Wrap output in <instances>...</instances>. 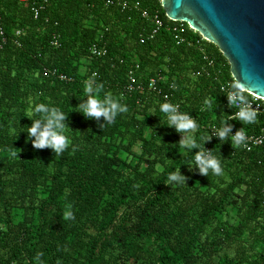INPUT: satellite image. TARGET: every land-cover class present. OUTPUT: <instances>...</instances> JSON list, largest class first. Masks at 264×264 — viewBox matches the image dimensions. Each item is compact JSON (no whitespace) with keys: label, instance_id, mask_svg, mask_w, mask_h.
<instances>
[{"label":"trees","instance_id":"16d2710c","mask_svg":"<svg viewBox=\"0 0 264 264\" xmlns=\"http://www.w3.org/2000/svg\"><path fill=\"white\" fill-rule=\"evenodd\" d=\"M105 1L0 0V264H264V147L207 141L234 109L213 76L195 75L208 56L213 72L233 81L227 59L185 22L178 46L162 0L141 1L164 21L144 43L152 23ZM95 43L106 56H92ZM53 69L73 81L50 76ZM131 70L143 91L127 90ZM158 77L160 92L150 91ZM89 80L128 111L103 127V117L78 112ZM163 103L196 119L195 140L220 160L222 175L194 168L198 149L178 143ZM40 104L68 114L62 154L28 138ZM227 124L231 136L258 134L264 117ZM178 171L185 183L169 182Z\"/></svg>","mask_w":264,"mask_h":264},{"label":"clouds","instance_id":"9594fccd","mask_svg":"<svg viewBox=\"0 0 264 264\" xmlns=\"http://www.w3.org/2000/svg\"><path fill=\"white\" fill-rule=\"evenodd\" d=\"M103 89V85L95 84L89 80L85 82V92L88 99L84 103L77 105V111L81 112L86 118L99 121L101 117L104 118L105 123L101 124L103 127L105 124H111L120 113H126L127 107L120 103L118 99H115L111 93H106L104 98L101 99L99 94ZM228 107H237L238 110L234 115H226V119L222 121L221 127L213 131V135L219 138V140L227 141L230 138L231 145L234 144L237 147H247V136L243 128L236 132L234 136H231L232 127L227 124L228 120L240 121L242 124H252L256 122L257 111L252 108L250 101L248 100L245 89L240 84L231 85L230 90L227 92ZM205 105L211 108L212 101L205 100ZM178 105L171 103H163L160 105V111L165 114L167 119V127L175 128V131L180 134L181 139L179 144L187 147L189 150L198 149L194 157V168L199 169V173L202 176H208L209 170L214 175H222L223 169L221 167L220 160L212 154V150H205L195 140L194 133L198 130V124L196 119H193L191 115L178 112ZM35 114H38L40 118L31 119L32 126L27 127L28 138L31 140L32 147L34 149H52L56 155L62 154L69 147L70 141L65 134L66 128H69L66 121L68 114L63 113L59 108H49L44 104L38 105L35 110ZM210 135L208 140H211ZM206 141V142H207ZM18 152L21 150L16 149ZM17 152L14 151L13 155ZM193 168H189L191 171ZM168 181H175L177 183H185L186 177L180 174V171L169 174ZM65 219H75L73 213L68 211L64 214ZM42 253L37 254V261L40 260Z\"/></svg>","mask_w":264,"mask_h":264},{"label":"water","instance_id":"95a60500","mask_svg":"<svg viewBox=\"0 0 264 264\" xmlns=\"http://www.w3.org/2000/svg\"><path fill=\"white\" fill-rule=\"evenodd\" d=\"M162 7L217 45L236 83L264 98V0H162Z\"/></svg>","mask_w":264,"mask_h":264},{"label":"built area","instance_id":"2783aa9c","mask_svg":"<svg viewBox=\"0 0 264 264\" xmlns=\"http://www.w3.org/2000/svg\"><path fill=\"white\" fill-rule=\"evenodd\" d=\"M142 0H106L105 3L107 6H113L119 8L121 11H127V10H132L135 9L137 10L142 18L144 20L150 21L152 23V31L148 33L146 36L141 37V43H144L148 39H153L154 36L157 34V32L164 27V21L161 19L159 13H154L151 14L148 9L144 8L142 6ZM38 17V12H35V18ZM172 21V20H171ZM174 24L172 26V33L174 35V39L176 41V44L178 46L184 44L186 42V39L184 38L183 34L186 32L187 26L185 25L184 22L181 21H173ZM189 26V25H188ZM194 32H197V30L193 29L191 26H189ZM201 36V35H200ZM202 40H206L205 37L201 36ZM207 41V40H206ZM55 45H57V42H55ZM91 54L94 57H104L107 55V49L105 46H100L99 44L95 43L91 47ZM205 60L207 61L206 64L202 67L201 70L196 72V76L200 75H207L208 77L213 76L215 80H217L220 84V91L222 92L224 99H225V104L228 106V99H227V92L230 90L231 85L237 84L236 81L233 78V81L231 79L229 80H221L220 76L223 75V70L219 69L216 72H213L214 67L216 66V63L211 60L208 56L204 57ZM136 68H139V65L136 64ZM49 75L57 78L61 81H73L72 78L61 74L58 72L57 69H53L48 71ZM162 77L158 78H152L149 81L148 89L153 92H160L158 91V82L162 81ZM172 89H176L177 87L175 85L171 86ZM144 86L143 84H138L137 80L134 76V71L131 70L129 73V79H128V84H127V90L128 91H133V90H139L143 91ZM246 93V92H245ZM171 96L169 94H164V99L166 101H169ZM248 100L250 101L252 108L257 111V116L264 117V98H261L257 95L254 94H249V97H247ZM178 105V112H180V104H174ZM234 109V114L238 110L237 107H233ZM181 113V112H180ZM193 118V117H192ZM194 119V118H193ZM218 128L216 127H210V135L212 138H216L215 135H213V131ZM236 133L233 134V136ZM247 136V147L242 148L246 150L247 152L252 151L254 148L257 147H264V125L261 127L260 132L258 134H246ZM205 150L209 149L206 147L204 148ZM264 153V151H263Z\"/></svg>","mask_w":264,"mask_h":264}]
</instances>
